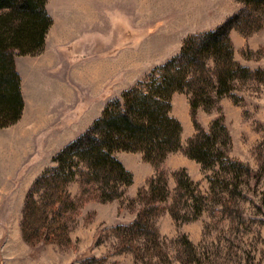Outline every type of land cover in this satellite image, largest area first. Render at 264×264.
Returning <instances> with one entry per match:
<instances>
[{"label": "rangeland", "instance_id": "1", "mask_svg": "<svg viewBox=\"0 0 264 264\" xmlns=\"http://www.w3.org/2000/svg\"><path fill=\"white\" fill-rule=\"evenodd\" d=\"M111 1L112 8L106 15L110 17L108 22L115 23L114 32H81L74 44L60 49L52 73H59L69 82L72 66L80 64L81 52L87 53L86 57L93 56L106 43L102 34L113 33L115 42L123 40L134 50L144 49L143 79L153 66L177 53L186 36L207 30L226 11L225 18L242 5L238 0H141L137 19L138 0ZM243 14L246 18L240 26L229 31L232 56L253 72L235 77L229 93L215 97L208 108L198 105L194 115L205 129L213 118L221 117L229 138L220 137L217 146L225 156L214 155L213 164L204 166L187 155L191 158L187 165L178 167L186 156L183 147L195 133L193 125L191 135L180 137L181 147L169 154L168 163H152L151 176L159 185L157 191L165 186L162 200H155L156 193L148 186L151 176L139 184L133 174L131 183L120 185V195L101 198L103 183L86 175L84 164L79 163L67 185L73 205L61 217L66 222L65 237L29 243L21 234L20 203L30 180L39 175L33 174L37 167L45 161L47 165L53 163L46 158L45 140L54 138L60 144L70 138L75 125L66 129L69 122L77 120L84 113L81 110L102 98L108 89L93 95L82 90L83 98H78L74 108L65 104L63 109L50 112V120L34 132L32 140L37 149L33 158H22L23 164L14 173L0 174V264H264V9L246 7ZM254 16L263 23L257 29L249 27L258 23ZM135 21L137 28L120 31L118 25ZM90 46L94 48L89 50ZM86 61L82 64L89 67ZM207 62L214 63L211 58ZM256 69L262 73L254 72ZM48 77L45 83L58 79L55 75ZM75 88L76 94L74 90L68 93L70 101L79 92ZM207 90L213 94L210 87ZM174 92L189 99L186 90ZM95 109V105L90 107L82 124ZM189 116L192 122L191 106ZM183 170L193 181L198 199L192 198L184 187L177 188L176 180L183 178ZM159 171L164 174L163 180H157ZM21 185L25 190L20 195ZM195 205L202 209L193 217ZM141 211L151 220L155 236L150 230L145 234V226L130 231L119 228L132 222ZM171 211H177L178 216L174 217Z\"/></svg>", "mask_w": 264, "mask_h": 264}, {"label": "trees", "instance_id": "2", "mask_svg": "<svg viewBox=\"0 0 264 264\" xmlns=\"http://www.w3.org/2000/svg\"><path fill=\"white\" fill-rule=\"evenodd\" d=\"M238 1L242 5L235 12L213 28L186 36L177 53L153 66L146 77L125 88L120 97L110 99L81 134L52 155L53 163L45 166L26 190L20 221L23 239L29 243H46L65 237L66 222L61 217L73 205L67 185L79 163L84 164L86 175L103 183L101 198L111 199L120 195V185L132 181V172L114 155L115 150H140L144 160L157 166L167 153L179 149L182 125L169 113L170 97L175 90L190 93L195 133L187 139L184 153L204 166L213 164L214 155L225 156L217 146L220 137L229 138L221 117L213 118L205 129L194 115L198 105L208 108L215 97L229 93L235 77L253 72L233 58L229 31L246 18L243 14L246 7L264 9V0ZM45 2L0 0V127L16 121L21 114L23 99L14 55L33 54L42 48L51 23ZM259 19L254 16L258 23L249 27H261L263 23ZM209 58L213 65L208 64ZM255 71L262 73L261 69ZM208 87L213 94L208 92ZM163 176L162 171L157 172V180H163ZM182 176L177 177V188L184 187L192 198L198 199L200 195L195 194L193 181L184 170ZM154 182L153 175L148 186L156 193L155 200L164 199V184L157 191L159 185ZM201 209V205H195L193 217ZM171 213L178 216L177 211ZM141 226L146 227L145 234L153 228L145 211L119 228L130 231ZM153 231L155 236L156 229Z\"/></svg>", "mask_w": 264, "mask_h": 264}, {"label": "crops", "instance_id": "3", "mask_svg": "<svg viewBox=\"0 0 264 264\" xmlns=\"http://www.w3.org/2000/svg\"><path fill=\"white\" fill-rule=\"evenodd\" d=\"M140 3L141 0H138L137 19L140 17ZM112 5L113 2L111 0H46L45 7L51 17V23L45 33L42 48L37 53H15L14 55L15 68L20 76L23 107L17 121L0 127V174L3 175L4 171L9 174L14 173L23 164L22 158L26 159L33 156L34 150L37 149L34 147V141L32 140L34 132L50 120V116H48L50 112L63 109L65 104L72 105V108H74L78 98H83L82 90H87L93 95L104 88L108 89L102 98L93 100L86 108H83L85 110L81 111L84 113L79 114L78 118H76L77 120L72 119L69 122L66 129L74 125L76 128L78 121L81 122V127L80 124L77 125V128L73 129L74 133L70 138L60 144L54 138L45 140L47 144L46 153H48L46 158L49 157L50 161L54 153L68 141L81 134L100 115L104 105L110 99L120 97L125 88L145 75L144 49L134 50L123 40L115 42L113 33L112 36H103L102 34V37L107 39L105 40L106 43H104V46L101 45L98 50H95L93 56L86 57L87 53L81 52L83 56L80 55L82 57L79 61L80 64L75 65L74 68L72 66V75L71 78L69 77V82L64 81V77L62 78L59 73L55 74L50 71L58 61L60 49L74 44L81 37V32L94 30L114 32L115 23L113 20L108 22L110 17L106 15ZM227 13L226 11L222 16L218 17V20L213 21V25L207 26L206 29L213 28L220 23ZM135 24H137L136 21L122 23L118 26L120 31H131V29L134 30V27L137 28ZM93 48V46H90L89 50ZM170 55L160 62L165 61ZM84 60H87L85 63H90L89 67L82 64ZM49 75H55L58 79L55 77L56 79L50 81V84L49 82L45 83ZM75 86L79 88V92L77 91L76 98L70 101L67 96L68 93L71 94L73 90L75 91ZM170 102L169 113L179 119L182 124L181 139L186 135H191L193 123L189 116L190 104L187 95L173 92ZM94 105L96 108L94 110L95 113L93 112V115L82 124L85 113ZM171 152L164 157L163 161H165V164L168 163V156ZM114 155L132 172L136 183H145L147 178L153 174V164L143 159L141 151L119 149L114 151ZM36 159L38 160L39 158L36 156ZM189 159L191 158L187 155L184 158L182 157L177 164L178 167L186 166ZM45 162L37 167L38 169L33 173L34 175L39 174L47 166ZM32 180L33 178L30 183ZM20 188L22 191L21 195L25 187L21 185ZM22 205L23 199L22 204L20 203L21 209Z\"/></svg>", "mask_w": 264, "mask_h": 264}]
</instances>
